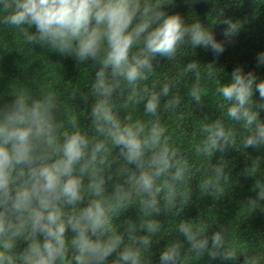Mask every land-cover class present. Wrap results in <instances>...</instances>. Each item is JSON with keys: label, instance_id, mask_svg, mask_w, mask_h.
Listing matches in <instances>:
<instances>
[{"label": "clouds", "instance_id": "obj_1", "mask_svg": "<svg viewBox=\"0 0 264 264\" xmlns=\"http://www.w3.org/2000/svg\"><path fill=\"white\" fill-rule=\"evenodd\" d=\"M0 23L23 31L26 41L52 49L77 62L94 61L100 65L93 91L100 98L92 108V116L120 148L128 163L143 168L147 150L158 149L147 161L152 172H141L135 178L138 192L146 194L142 201L146 216L159 213L155 177L170 167V148L165 140L166 129L153 122L150 127L140 121L122 124L113 114L109 98L121 81L135 87L148 78L156 57L173 58L178 48L187 45L210 50L219 57L225 51L224 42L201 23L187 25L179 14L161 10L159 3L149 0H0ZM224 36L231 37L240 30V23L231 18ZM35 31H27L32 29ZM257 67L264 66V51L256 56ZM186 72H198L196 63H189ZM146 97L145 113L157 115L161 98L170 92L168 83L160 91L143 89ZM259 99L254 100L255 93ZM217 96L227 105V117L251 130L243 143L246 148L264 145V79L243 66H236L228 82L216 88ZM200 100L197 93L194 97ZM174 101H168L171 105ZM203 152L224 151L232 133L223 122L215 121L208 129ZM102 144L92 145L79 131L63 136L56 142L55 125L49 104L29 103L19 95L9 105L0 108V264H64L66 259V230L74 234L71 247L74 264H106L120 246V237L105 239L109 215L103 198L105 180L95 176L88 185L93 199L86 207L77 209L83 196V177L97 160ZM200 151L201 149H197ZM89 152L91 153L89 155ZM185 167H177L171 177L184 179ZM217 178L223 168L213 169ZM123 188H117L114 199L123 204L128 200ZM257 200L264 201V188L257 192ZM65 208H72L66 213ZM142 227L155 233L159 224L149 221ZM179 230L199 254L211 245L219 248L222 235L200 238L191 224H180ZM135 231L129 226V232ZM133 246L119 252L115 264H141V247L150 245V238L131 235ZM19 242L26 244L17 250ZM180 245L166 248L159 264H177ZM224 259L235 260L231 253ZM250 264H258L253 259Z\"/></svg>", "mask_w": 264, "mask_h": 264}, {"label": "trees", "instance_id": "obj_2", "mask_svg": "<svg viewBox=\"0 0 264 264\" xmlns=\"http://www.w3.org/2000/svg\"><path fill=\"white\" fill-rule=\"evenodd\" d=\"M159 3L161 10L179 14L187 25L199 22L211 30L225 51L216 57L210 50L182 45L171 58L156 57L148 78L137 86L121 81L109 98L113 114L122 124L136 121L150 127L159 122L166 129L165 140L171 150V167L155 177L159 213L146 216L142 201L146 194L137 191L135 178L152 172L147 161L158 149L147 150L143 168L130 164L114 146L110 137L100 132V123L92 116V108L100 99L93 91L96 72L100 65L94 61L77 62L74 57L39 45L29 44L23 31L0 23V108L11 104L17 96L26 100L49 104L55 125L56 142L72 131L85 135L92 145L102 144L97 160L83 177V196L77 209L86 207L93 199L88 185L95 176L105 180L103 198L109 215L105 239L119 236L120 246L106 264H115L125 247L133 246L131 235L148 236L150 245L141 247V264H159V257L167 247L179 244L177 264H250L253 259L264 264V201L257 200V192L264 188V145L246 148L244 139L251 130L227 117V105L217 96L216 88L228 82L236 66L253 71L264 79V66L257 67L256 56L264 51V0H149ZM231 18L240 23L239 32L224 36L226 25L221 21ZM27 31H35L27 29ZM189 63L198 65V72H186ZM168 83L170 92L161 98L157 115L145 113L144 88L160 91ZM200 95L197 101L194 97ZM259 99L256 92L254 100ZM168 101H174L171 105ZM264 122V111L259 113ZM220 120L232 133L224 151L203 152L207 129ZM197 149H201L198 151ZM91 153L89 152V155ZM185 167L184 179L174 181L177 167ZM223 168L217 178L213 169ZM117 188H123L128 200L121 204L114 199ZM72 213V208H65ZM149 221L159 224L155 233L142 227ZM191 224L200 238L219 232L223 244L209 247L197 254L179 230L180 224ZM135 231L129 232V226ZM74 234L66 230V259L74 264L71 241ZM26 244L19 242L17 250ZM231 253L235 260L224 259Z\"/></svg>", "mask_w": 264, "mask_h": 264}]
</instances>
